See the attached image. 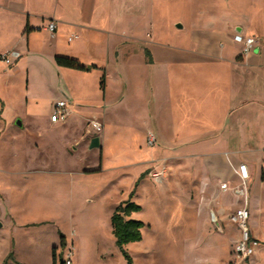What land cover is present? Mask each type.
<instances>
[{
    "label": "rangeland",
    "instance_id": "1",
    "mask_svg": "<svg viewBox=\"0 0 264 264\" xmlns=\"http://www.w3.org/2000/svg\"><path fill=\"white\" fill-rule=\"evenodd\" d=\"M125 1L127 10L134 8L125 21L130 55L144 45L134 38L150 40V32L158 42L174 47L176 56L193 47H214L230 17L247 21L257 14L254 26L264 46V0ZM120 39L94 37L91 53L81 55L107 68L105 99L100 70L60 69L54 63L31 58L22 59L15 70L0 62V67L6 65L0 73V264H65L69 246H62L58 228L66 234L68 243L76 230L80 255L77 258L76 250L74 264L231 261L228 251L240 239V230L227 219L228 233L220 237L217 234L226 230L207 223V208L200 202V184L195 180L209 176L198 157L186 161L189 174L180 173L178 177L174 173L173 178L167 177L171 165L168 158L155 161L159 165L147 176L156 186L145 185L134 199L143 208L136 219L145 227L140 242L124 247L131 262L116 243L111 216L118 204L128 200L137 179V162L150 152L144 140L149 130L155 129L156 120H151L149 107L152 105L157 115H164L167 96L165 86L158 84L163 77L161 71L145 67L140 54L119 63L113 60L112 48ZM47 40L37 37V49L44 59ZM63 40L68 43L67 38ZM26 43L15 27L5 29L0 23V48L22 50ZM237 48L242 44L237 43ZM61 99L68 100L72 111L70 125L76 133L73 144L69 132L58 134L52 128L51 114ZM19 120L24 122L23 127L17 125ZM93 121L103 125L102 132L91 129ZM103 132V148L91 149L92 139ZM140 146L144 147L142 151ZM235 177L242 185L239 175ZM150 189H156V193H147ZM165 189L179 193L164 195ZM192 190L195 197H191ZM237 201L243 204L244 197L238 196ZM261 214L260 209L257 227L264 238ZM249 224L251 229V221ZM233 227L239 230V238L227 247L228 239L237 236ZM253 261L264 264V244L248 264Z\"/></svg>",
    "mask_w": 264,
    "mask_h": 264
},
{
    "label": "crops",
    "instance_id": "2",
    "mask_svg": "<svg viewBox=\"0 0 264 264\" xmlns=\"http://www.w3.org/2000/svg\"><path fill=\"white\" fill-rule=\"evenodd\" d=\"M0 11V23H4V28L15 27L27 40L22 50L0 48V55L9 51L20 53V57L15 59L12 65H7L0 59V62L10 68L14 67L15 70L24 58L50 62L58 66L55 60L57 55L72 57L86 66H96L91 71L100 70L102 76H106L103 89L105 99L109 87L107 68L90 58L84 59L81 55L91 53L94 37L109 36H121L112 48L113 60L116 63L140 54V61L145 67L160 70L163 77L159 78L158 84H163L167 93L164 115H157L154 107L152 105L149 107L150 118L156 120V126L154 130H149L148 135L155 134L157 145L148 146V135L145 137L144 145L150 152L137 162L139 165L137 179L128 200L133 191L134 201L145 185L156 186L147 174L154 166L159 165L155 163L158 158L164 156L171 161L167 177L173 178L174 173L177 176L180 173L184 175V172L189 174V163L186 161L198 157L209 176L195 180L200 184L198 190L200 202L207 208L206 221L212 224L211 227L215 225L220 226V230H226L223 234L215 235L226 236L228 229L225 220H231L230 212L235 213L247 206L253 225L251 232L261 244H264L262 231L257 227L260 222V209L261 216L264 214V46L257 38L254 26L259 14L247 21L230 17L226 30L216 37L214 47H193L182 50V55L176 56L174 47L158 42L152 32L147 34V38L153 42L146 38H134L144 45L139 46L140 50L137 52L134 50L133 55L129 54L126 50L130 48L129 42L126 41L128 36L124 34L125 21L129 14L134 13V8L127 10L125 0H0ZM263 12L264 10L261 14ZM52 21L57 24L55 33L46 30ZM238 33L257 39L258 42L251 53L244 54L243 44L242 48H237L239 42L235 40V35ZM38 36H45L48 39L43 49L45 59L37 49ZM63 38H67L68 43H65ZM120 47L123 48L122 52ZM6 65L0 67V73ZM71 113L70 109L69 118L65 122H51L52 128L57 129L58 134L69 132L72 136L70 144H73L76 133L72 131L73 127L70 125ZM21 123L19 125L17 122V125L23 127L24 122ZM99 138L100 141L103 139V145L101 144L103 148L104 132ZM82 149L84 146L79 152ZM143 149L144 147L140 146V150ZM79 152L77 151L75 155ZM242 163L248 165L250 175L246 188L247 203L243 196V204L237 201L238 196L242 195L236 192L243 184L238 185L235 177L236 174L239 175L238 169ZM176 192L179 193L165 189L163 194L173 196ZM147 193H156V189L155 191L150 189ZM191 193V197H195L193 190ZM137 214H134L133 218H136ZM233 229L237 236L228 239L227 247L239 238V230L235 227ZM58 233L60 242L62 239L65 240L66 244L63 246L65 249L74 244L78 258L80 239L76 235V230H73L69 243L65 239L66 234L60 228ZM233 250L228 251V261Z\"/></svg>",
    "mask_w": 264,
    "mask_h": 264
},
{
    "label": "built area",
    "instance_id": "3",
    "mask_svg": "<svg viewBox=\"0 0 264 264\" xmlns=\"http://www.w3.org/2000/svg\"><path fill=\"white\" fill-rule=\"evenodd\" d=\"M46 30L51 33H55L57 30V24L55 22H50ZM72 40V38H70ZM235 40L241 44H243V52L244 54H249L255 48L257 44V39L255 37H246L240 33L235 35ZM20 57V53L17 51H9L0 55V59L5 62L7 65H12L13 61ZM70 115L69 103L67 99L59 100L52 111L51 121L53 123L65 122ZM91 129L95 132H102L103 125L98 121H93L91 123ZM147 144L150 147H155L157 145V138L155 134L149 133L147 137ZM239 177L242 180V187L236 189V192L245 197V201L247 203L246 197V188L249 184V168L245 163L240 164L238 169ZM250 218L251 213L247 206H244L238 209L231 216V221L238 227L240 230L241 236L238 242L236 243L232 259L229 264H248L251 258L256 253V250L260 247V241L255 238L250 229ZM76 255V247L74 244L70 245L66 249V262L65 264H74V258Z\"/></svg>",
    "mask_w": 264,
    "mask_h": 264
},
{
    "label": "trees",
    "instance_id": "4",
    "mask_svg": "<svg viewBox=\"0 0 264 264\" xmlns=\"http://www.w3.org/2000/svg\"><path fill=\"white\" fill-rule=\"evenodd\" d=\"M56 63L60 67L71 68L75 70H80L83 72H90L96 66H86L81 63L78 59L64 56V55H57ZM105 78L106 76L103 75L101 77V88L104 89L105 87ZM264 178V174H263ZM134 192L131 194V198L123 203H121L113 212L111 217V226L113 229V234L116 238V243L119 248L122 250L124 255L129 259L130 256L125 250V246L130 243L140 242L143 239V228L145 227V223L141 220L133 218V215L142 211V206L132 200L134 196ZM62 246H65V240L62 239L61 242ZM56 257V253L54 250V258ZM9 258H13V253L10 254ZM23 264V263H17Z\"/></svg>",
    "mask_w": 264,
    "mask_h": 264
},
{
    "label": "water",
    "instance_id": "5",
    "mask_svg": "<svg viewBox=\"0 0 264 264\" xmlns=\"http://www.w3.org/2000/svg\"><path fill=\"white\" fill-rule=\"evenodd\" d=\"M18 124L21 125V121H18ZM101 147V141H100V138L99 137H95L93 140H92V143H91V146L90 148L91 149H95V148H100ZM2 227V224L0 223V228Z\"/></svg>",
    "mask_w": 264,
    "mask_h": 264
}]
</instances>
